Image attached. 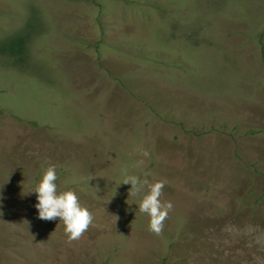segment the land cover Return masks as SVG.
Wrapping results in <instances>:
<instances>
[{"label":"rangeland","instance_id":"rangeland-1","mask_svg":"<svg viewBox=\"0 0 264 264\" xmlns=\"http://www.w3.org/2000/svg\"><path fill=\"white\" fill-rule=\"evenodd\" d=\"M126 175L166 181L159 236ZM0 264H264V0H0Z\"/></svg>","mask_w":264,"mask_h":264},{"label":"clouds","instance_id":"clouds-1","mask_svg":"<svg viewBox=\"0 0 264 264\" xmlns=\"http://www.w3.org/2000/svg\"><path fill=\"white\" fill-rule=\"evenodd\" d=\"M142 155L147 157L149 153L143 151ZM140 163L143 162L140 161ZM57 179L55 165H49L31 192L36 193L38 203L35 204V208L38 210V218L45 221L59 218L60 222H63L67 242L71 244L84 235L93 224L94 217L86 207L80 204L74 191H58ZM120 184L131 185L129 196L142 194L138 210L149 217L148 230L157 236L162 234L165 221L173 210L171 201L161 200L166 181L158 180L150 183L147 179L141 180L136 175H126Z\"/></svg>","mask_w":264,"mask_h":264},{"label":"trees","instance_id":"trees-1","mask_svg":"<svg viewBox=\"0 0 264 264\" xmlns=\"http://www.w3.org/2000/svg\"><path fill=\"white\" fill-rule=\"evenodd\" d=\"M11 51L22 50V43H15L9 47Z\"/></svg>","mask_w":264,"mask_h":264}]
</instances>
